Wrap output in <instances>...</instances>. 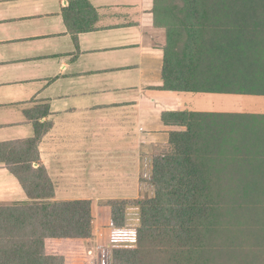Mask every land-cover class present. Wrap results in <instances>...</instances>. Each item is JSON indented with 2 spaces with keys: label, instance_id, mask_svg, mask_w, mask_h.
I'll return each instance as SVG.
<instances>
[{
  "label": "trees",
  "instance_id": "1",
  "mask_svg": "<svg viewBox=\"0 0 264 264\" xmlns=\"http://www.w3.org/2000/svg\"><path fill=\"white\" fill-rule=\"evenodd\" d=\"M75 37L93 30L87 0H67ZM165 31L161 89L264 97V0H153ZM46 105L26 112L30 138L0 143V165L27 201L0 203V264H90V201H54L39 144L51 128ZM168 140L152 155V197L112 200L110 227L136 206L131 248L111 264H264V114L166 112Z\"/></svg>",
  "mask_w": 264,
  "mask_h": 264
},
{
  "label": "crops",
  "instance_id": "2",
  "mask_svg": "<svg viewBox=\"0 0 264 264\" xmlns=\"http://www.w3.org/2000/svg\"><path fill=\"white\" fill-rule=\"evenodd\" d=\"M87 1L93 30L73 37L62 16L67 0H0V143L32 137L26 112L47 106L39 158L53 200L92 203L85 251L90 264H111L112 249L134 246L139 217L127 206L124 227L112 229L107 202L151 197L152 155L183 130L164 125L162 114L230 113L242 101L161 89L164 32L153 0ZM25 201L0 165V203Z\"/></svg>",
  "mask_w": 264,
  "mask_h": 264
},
{
  "label": "rangeland",
  "instance_id": "3",
  "mask_svg": "<svg viewBox=\"0 0 264 264\" xmlns=\"http://www.w3.org/2000/svg\"><path fill=\"white\" fill-rule=\"evenodd\" d=\"M160 29H163V28H160ZM163 32H164V44H165L164 29H163ZM228 97H232L229 99H233L234 101H237V99H241L242 104L241 105L239 104L237 106L235 105V107L233 108H227L229 110L227 112L264 114V97H255V96H228ZM134 237H135V234H134ZM132 241H133V236H132ZM133 243L135 244V238H134V242H132V245Z\"/></svg>",
  "mask_w": 264,
  "mask_h": 264
},
{
  "label": "built area",
  "instance_id": "4",
  "mask_svg": "<svg viewBox=\"0 0 264 264\" xmlns=\"http://www.w3.org/2000/svg\"><path fill=\"white\" fill-rule=\"evenodd\" d=\"M151 193H152V195H151V197H152V196H153V187H152V191H151ZM143 197H145V196H143ZM143 197H142V198H143ZM132 206H133V205H132ZM138 217H139V210H138ZM138 225H139V220H138ZM137 227H138V226H137ZM137 227H136V228H137ZM136 228H135V229H136Z\"/></svg>",
  "mask_w": 264,
  "mask_h": 264
}]
</instances>
